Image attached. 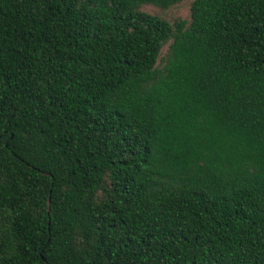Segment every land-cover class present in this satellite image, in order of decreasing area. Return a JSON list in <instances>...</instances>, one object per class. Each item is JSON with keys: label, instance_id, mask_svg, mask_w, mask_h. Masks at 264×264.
<instances>
[{"label": "trees", "instance_id": "16d2710c", "mask_svg": "<svg viewBox=\"0 0 264 264\" xmlns=\"http://www.w3.org/2000/svg\"><path fill=\"white\" fill-rule=\"evenodd\" d=\"M184 1L0 0V264H264V0Z\"/></svg>", "mask_w": 264, "mask_h": 264}, {"label": "rangeland", "instance_id": "374dc122", "mask_svg": "<svg viewBox=\"0 0 264 264\" xmlns=\"http://www.w3.org/2000/svg\"><path fill=\"white\" fill-rule=\"evenodd\" d=\"M193 0H186L182 3L176 4L167 10H162L154 5H144L141 10L151 14L159 16L171 24H175L178 21L191 22V4ZM169 44L166 45L161 52V58L166 56L168 52Z\"/></svg>", "mask_w": 264, "mask_h": 264}]
</instances>
